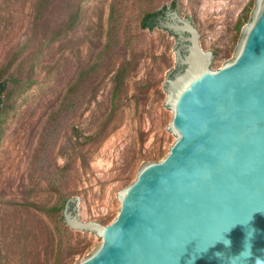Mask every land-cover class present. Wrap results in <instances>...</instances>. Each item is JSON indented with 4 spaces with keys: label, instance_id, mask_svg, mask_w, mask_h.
I'll return each instance as SVG.
<instances>
[{
    "label": "rangeland",
    "instance_id": "obj_1",
    "mask_svg": "<svg viewBox=\"0 0 264 264\" xmlns=\"http://www.w3.org/2000/svg\"><path fill=\"white\" fill-rule=\"evenodd\" d=\"M36 1L0 0V264H74L102 237L67 215L111 222L119 190L177 138L168 81L184 69L187 34L142 28L143 13L188 19L216 69L236 55L257 0H48L43 10Z\"/></svg>",
    "mask_w": 264,
    "mask_h": 264
},
{
    "label": "water",
    "instance_id": "obj_2",
    "mask_svg": "<svg viewBox=\"0 0 264 264\" xmlns=\"http://www.w3.org/2000/svg\"><path fill=\"white\" fill-rule=\"evenodd\" d=\"M160 23L187 34L168 81L177 138L119 190L111 222L67 215L102 237L74 264H264V0L216 69L188 19L164 10Z\"/></svg>",
    "mask_w": 264,
    "mask_h": 264
},
{
    "label": "trees",
    "instance_id": "obj_3",
    "mask_svg": "<svg viewBox=\"0 0 264 264\" xmlns=\"http://www.w3.org/2000/svg\"><path fill=\"white\" fill-rule=\"evenodd\" d=\"M47 2H48V0H37L36 1V9L43 10V8H45V6L47 5ZM172 6L174 7V4H172ZM164 9L165 8L163 7V8H159V9H150V10L145 11L140 18V21H139L140 26L142 28H153L154 26L158 25L159 16L162 15ZM242 12H243L242 16H240L236 22V29L237 30L240 29L245 18H247V14L245 13V8H243ZM80 13H81V11L79 9H77V10H75V12L73 14L70 15L69 20L66 24L67 28H72L76 25V23L80 19ZM124 71L125 70L123 68H121L115 75V83H114V88H113V93H112L113 98H116V96H117V93H118L119 87H120L119 80H121V76L124 73ZM6 89H7L6 78L0 79V114L2 111L3 104L5 102ZM161 152H162L161 147H159L155 152L150 154L147 159L148 160H158V159L162 158L167 153V152H165V154L162 155ZM61 207H63L62 202L59 205L50 206L49 210L58 211L61 209Z\"/></svg>",
    "mask_w": 264,
    "mask_h": 264
},
{
    "label": "bare ground",
    "instance_id": "obj_4",
    "mask_svg": "<svg viewBox=\"0 0 264 264\" xmlns=\"http://www.w3.org/2000/svg\"><path fill=\"white\" fill-rule=\"evenodd\" d=\"M199 58H201V57H196V58L194 59V61L197 60V59H199Z\"/></svg>",
    "mask_w": 264,
    "mask_h": 264
}]
</instances>
